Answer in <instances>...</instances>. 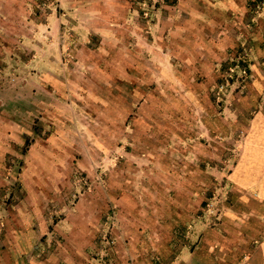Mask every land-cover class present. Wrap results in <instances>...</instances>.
<instances>
[{
    "label": "rangeland",
    "instance_id": "1",
    "mask_svg": "<svg viewBox=\"0 0 264 264\" xmlns=\"http://www.w3.org/2000/svg\"><path fill=\"white\" fill-rule=\"evenodd\" d=\"M225 1L0 0V264L246 244L229 175L264 110V0Z\"/></svg>",
    "mask_w": 264,
    "mask_h": 264
},
{
    "label": "crops",
    "instance_id": "2",
    "mask_svg": "<svg viewBox=\"0 0 264 264\" xmlns=\"http://www.w3.org/2000/svg\"><path fill=\"white\" fill-rule=\"evenodd\" d=\"M234 0H226L224 4L215 9L211 6L207 7V12L222 9L227 10L228 4L238 14L239 3L234 6ZM178 10L181 14L186 10L185 0H180ZM229 9V10H230ZM228 10V11H229ZM224 11V10H223ZM226 11V12H228ZM224 12V13H226ZM0 147H3L0 145ZM230 184L233 187V191L238 193L241 201H245L248 207L247 214L243 212V218L255 221L254 226L251 223L245 222L240 224L241 220L239 215L236 217L234 214H230L232 223L239 225L243 228H254L251 231V238L244 241L246 244L241 245L240 248L236 249L234 241L235 229L225 225L224 228L227 232H231V242L229 243V250H226L225 257L217 262V264H264V110L257 111L250 121L249 130L246 137V142L242 154L229 175ZM261 227L259 233H255V229ZM248 235V237H250ZM239 241L241 239H238ZM243 241H240V243ZM239 244V243H238ZM232 248V249H230ZM246 249V251H245ZM234 252L240 253V261L233 263L231 261ZM229 261V262H228ZM189 264H216L209 262L206 258L201 256H193Z\"/></svg>",
    "mask_w": 264,
    "mask_h": 264
}]
</instances>
